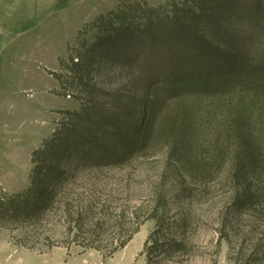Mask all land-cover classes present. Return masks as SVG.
<instances>
[{
	"label": "rangeland",
	"instance_id": "374dc122",
	"mask_svg": "<svg viewBox=\"0 0 264 264\" xmlns=\"http://www.w3.org/2000/svg\"><path fill=\"white\" fill-rule=\"evenodd\" d=\"M122 1L0 0L10 38L9 58L2 63L7 74L0 79L6 99L0 115V196L30 187L33 153L51 137L64 117L61 111L81 109L76 92L70 99L58 95L51 73H62L60 61L68 59L81 33L92 40L90 27ZM252 1L234 3L229 30L264 54V0L260 6ZM255 11L257 21L251 18ZM93 78L106 121L128 141L148 89L115 63L96 70ZM46 108L53 121L42 122ZM99 129L93 126L94 132ZM172 131L164 135L169 142ZM162 144L122 165H74L51 211L29 222L0 217V264H147L153 212L163 220L165 248L153 255L152 264H264V173L245 167L230 147L218 150L223 156L218 162L216 156L194 158L208 170L197 176L171 156L169 143ZM137 223L132 240L114 251Z\"/></svg>",
	"mask_w": 264,
	"mask_h": 264
},
{
	"label": "trees",
	"instance_id": "16d2710c",
	"mask_svg": "<svg viewBox=\"0 0 264 264\" xmlns=\"http://www.w3.org/2000/svg\"><path fill=\"white\" fill-rule=\"evenodd\" d=\"M246 1L124 0L101 15L90 27L92 40L81 33L68 59L60 61L62 73L72 76L51 73L59 83L58 95L68 98L76 92L82 107L61 111L63 119L32 155L30 187L0 196V217L13 223L39 218L58 203L74 165H122L160 143L163 148L169 143L171 156L197 176L208 170L194 158L204 154L202 158L216 156L218 162L223 159L218 150L230 147L245 167L263 174L264 54L229 30L234 3ZM252 3L262 5L261 0ZM251 18L257 21L258 12ZM108 63L128 70L148 89L138 113L142 118L126 142L106 121L93 78ZM93 126L100 129L94 132ZM169 128L172 142L164 138ZM113 131L120 140L108 138ZM148 219L156 221L145 245L147 264H152L153 255L165 248L163 220L154 212ZM139 227L137 223L131 235L121 238L114 251L124 248Z\"/></svg>",
	"mask_w": 264,
	"mask_h": 264
},
{
	"label": "crops",
	"instance_id": "0c3cea01",
	"mask_svg": "<svg viewBox=\"0 0 264 264\" xmlns=\"http://www.w3.org/2000/svg\"><path fill=\"white\" fill-rule=\"evenodd\" d=\"M9 40H10L9 32H7V30L3 27L1 14H0V79H4L6 74H7V72L4 70L2 63L4 61H6V63H7L8 58H9V49H10V44H9L10 41ZM13 41H15V40H13V38H12V40H11L12 44L11 45H16L15 42H13ZM49 91H51V90H49ZM39 92H41V91H39ZM42 93H44V95H50L49 93L45 92V89L42 90ZM3 95H4L3 94V87L0 85V115H2L5 112L4 111L5 108L3 107V104H4L6 99L3 98ZM50 108H46L42 111L44 113V119L42 120V122H49L51 120L52 121L54 120V118H51V116L48 115V110ZM1 131H2V124H1V119H0V135L2 133ZM47 264H57V263H55V262L52 263L50 261ZM81 264H83V263H81Z\"/></svg>",
	"mask_w": 264,
	"mask_h": 264
},
{
	"label": "built area",
	"instance_id": "2783aa9c",
	"mask_svg": "<svg viewBox=\"0 0 264 264\" xmlns=\"http://www.w3.org/2000/svg\"><path fill=\"white\" fill-rule=\"evenodd\" d=\"M71 97L69 96L68 99H70Z\"/></svg>",
	"mask_w": 264,
	"mask_h": 264
}]
</instances>
